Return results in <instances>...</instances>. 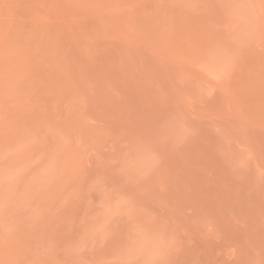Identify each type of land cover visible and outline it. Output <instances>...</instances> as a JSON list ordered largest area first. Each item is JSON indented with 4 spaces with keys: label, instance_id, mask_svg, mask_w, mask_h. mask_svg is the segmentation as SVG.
Returning a JSON list of instances; mask_svg holds the SVG:
<instances>
[{
    "label": "rangeland",
    "instance_id": "obj_1",
    "mask_svg": "<svg viewBox=\"0 0 264 264\" xmlns=\"http://www.w3.org/2000/svg\"><path fill=\"white\" fill-rule=\"evenodd\" d=\"M0 264H264V0H0Z\"/></svg>",
    "mask_w": 264,
    "mask_h": 264
}]
</instances>
